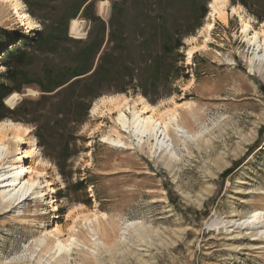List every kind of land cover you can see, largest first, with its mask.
<instances>
[{"label": "rangeland", "instance_id": "1", "mask_svg": "<svg viewBox=\"0 0 264 264\" xmlns=\"http://www.w3.org/2000/svg\"><path fill=\"white\" fill-rule=\"evenodd\" d=\"M73 1L21 0L34 21L30 29L0 6V28L20 35L0 50V77L7 52L29 48L37 31L73 12L69 8ZM209 2L94 0V14L107 28L93 68L112 47L113 59H122L145 81V72L151 73L145 61L163 52L161 27L181 37L177 50L159 58V80L156 84L146 81L145 87L131 85L119 91L120 74L114 71L88 90L60 92L59 88L44 93L36 78L43 74L49 56L38 47L28 50L33 54L31 65L23 69L28 76L13 84L20 89L12 93L22 96L13 107L3 100L12 113L0 112V123L11 120L30 128L38 151L31 164L45 162L42 170L55 189L51 192L55 209L46 205L49 200L44 194L46 199L41 194L28 197L21 208L11 211L0 207V264L49 260L52 252L41 255L42 244H36L37 239L55 227L66 234L75 217L96 209L108 216L109 225L98 232L105 245L94 247L83 221L78 220L76 236L82 245L70 252L69 264H264V230L229 229L221 223V219H246L253 210L264 213V71L250 69L252 51L240 35L235 16L225 26L215 20L206 49L196 50L188 59V49L204 39V27L210 22ZM202 4L207 10L203 17ZM229 5L238 6L254 27L264 21V0H228ZM115 12L123 13L126 24L121 48L107 40L108 23ZM82 13L81 9L75 16L82 21L81 34L70 33V23L75 20L70 18L58 25L60 36L64 24L67 38L75 41L87 42L90 33L98 32ZM1 41H5L3 35ZM66 44L75 50L86 43ZM61 53L59 50L52 60L62 64L65 57ZM161 63L167 71L164 77ZM176 67H183L184 72L177 73ZM92 90L103 94L93 98L86 115L83 105L69 108L66 104H77L80 94ZM122 94L131 98L139 94L158 109L189 101L190 109L179 108V112L195 137L177 142L171 157L160 150L150 156L145 145L138 147L129 133L115 125L116 114L100 113L105 110L102 106L92 114L100 98ZM115 129L127 144L124 148L102 142V136Z\"/></svg>", "mask_w": 264, "mask_h": 264}, {"label": "bare ground", "instance_id": "2", "mask_svg": "<svg viewBox=\"0 0 264 264\" xmlns=\"http://www.w3.org/2000/svg\"><path fill=\"white\" fill-rule=\"evenodd\" d=\"M0 6L3 11H11L14 18L17 17L23 27L32 28L34 21L25 11L21 0H0ZM208 6L210 22L204 27V39L188 49V59L196 50L206 49L207 43L212 37L211 31L215 26V20L220 21L225 26L228 24V18L235 16L240 22V35L252 51V55L248 59L250 69L253 70L258 67L264 71V21L259 27H254L253 21L246 17L238 6H228V0H210ZM81 24L82 21L76 18L71 21L70 33L81 34L83 29ZM197 38L194 37L193 40L196 41ZM30 92L29 90L28 93ZM21 96L19 93H12L4 98V102L13 107L18 103L17 101ZM100 106L104 107L105 110L100 111ZM183 107L190 109L191 103L188 101L183 106L175 103L158 109L156 105H151L139 94L135 98L122 94L100 98L94 104L92 114L98 110L100 113L116 114L115 125L119 126L123 132L129 133L135 140L134 144L138 147L145 145L150 156H154L160 150V152L171 157V155H175L177 142L184 143L195 137L181 120L179 108ZM30 133V128L19 122L4 120L0 123V207L7 208L6 211H11L12 208H21L28 197L39 198V194L48 197L49 202L46 205H51L55 209V199L51 196V192L55 189L42 170L45 162L40 161V164L35 166L31 164L34 155H38V151ZM101 139L108 145L123 148L127 145L116 129L113 133L104 134ZM23 145H26L27 148L22 147ZM19 158L23 160L18 162L17 159ZM38 187L42 189L37 190ZM107 219L108 216L105 212H99L96 209L90 214L75 217L66 234H63L60 228H53L50 233L42 235L36 241V244H42V248L39 250L41 255L50 252L53 255L49 254V260H45V262L41 261L42 258H38L35 260V264H69L70 252L82 245L76 236L78 220L83 221L82 225L88 230V235L91 236L93 242L92 245L94 247L104 246L105 242L100 238L98 232L102 233L105 227L109 225ZM221 221V223L226 224L225 228L229 229L234 227L243 230L251 228L264 230V213L259 210H253L243 220L221 219ZM48 239L51 241L50 245H48Z\"/></svg>", "mask_w": 264, "mask_h": 264}, {"label": "trees", "instance_id": "3", "mask_svg": "<svg viewBox=\"0 0 264 264\" xmlns=\"http://www.w3.org/2000/svg\"><path fill=\"white\" fill-rule=\"evenodd\" d=\"M203 4L199 5V7L202 8V17L207 13L206 7L203 6ZM93 7L94 0H74L69 6L73 12L64 18H61L58 22H54L53 26L37 31L36 36L31 38V42L33 43H31L29 48L15 49L7 52L5 71L0 77V112H3V110L8 112L10 111L4 105L3 100L12 92L20 89L19 87L14 88L13 84L18 80L19 77L27 78L28 72L23 69L31 65L33 54H30L29 51L36 49L37 47L39 51L45 55V57L49 56L46 59L47 67L42 71L43 74L36 78V81L40 84L39 87H41V90L44 93L53 92L59 88H61V90H59L60 92L62 89H64V91L77 90L78 88L88 90L94 86V83H103L106 81L112 75L111 72L114 71H118L120 74L122 86L118 89L119 91H125L129 89L131 85L134 89L137 86L145 87L144 84H146V81H149L151 84H156L161 73V70L158 67L160 59L165 54L171 53V50H177V48L181 46V37L176 36L172 30L167 29L164 26L161 27L165 38L161 48L163 49V52L161 51L162 57L155 56V58L149 60L148 63L145 61L147 64L146 68L151 70V73L145 72V81H143L142 77H136L133 74L132 69H129L131 67L126 65L122 59L119 61L117 58L115 60L113 59V55L111 54L112 47L110 49H106V52L100 56L99 61L93 68L97 53L105 42V30L107 28V25H105V23L94 14ZM81 9L83 10V17L89 19L94 27L97 26L99 28L98 32L94 36L92 33H90L87 42L78 40L75 41L67 38L65 29L66 25L64 24L63 33H61L60 36L58 26L60 22H66L70 18L74 19ZM112 9L113 11H117L115 6ZM108 25V43H113V47H123L126 40L124 37V34L126 33V24L123 21V13L120 12L119 15L116 14V12L113 13ZM0 35H3L5 38V41H1L0 50L6 46L7 42L14 41L20 36L17 31H6L3 28H0ZM67 41H72L75 44H86L84 46L77 47L75 50H71L69 47H65L67 46ZM59 50L63 52L61 53V56L65 57V60L62 62V64L56 63V60H52V57H54L53 55ZM161 66L163 68L162 76L164 77V72L167 71H164V63H161ZM175 70L179 74L184 72L183 67H176ZM150 76L152 79H150ZM133 82H135L134 85ZM154 89L156 90L158 87ZM102 92L103 91L100 90H92L89 93H85L83 95L80 94L78 99L79 102L77 104L74 101L68 102L66 104H68L69 108L74 106L77 108L79 104L83 105V114L86 115L93 98L102 95ZM156 92L159 91L157 90ZM143 94L144 96H147V91L144 90ZM10 113L12 112L10 111ZM228 172L229 171L227 170L226 173Z\"/></svg>", "mask_w": 264, "mask_h": 264}, {"label": "built area", "instance_id": "4", "mask_svg": "<svg viewBox=\"0 0 264 264\" xmlns=\"http://www.w3.org/2000/svg\"><path fill=\"white\" fill-rule=\"evenodd\" d=\"M40 198H42V199H46V198L44 197V195H43V196H41Z\"/></svg>", "mask_w": 264, "mask_h": 264}, {"label": "snow or ice", "instance_id": "5", "mask_svg": "<svg viewBox=\"0 0 264 264\" xmlns=\"http://www.w3.org/2000/svg\"><path fill=\"white\" fill-rule=\"evenodd\" d=\"M33 95H35V93H33Z\"/></svg>", "mask_w": 264, "mask_h": 264}]
</instances>
